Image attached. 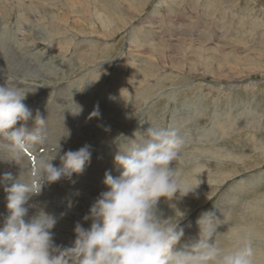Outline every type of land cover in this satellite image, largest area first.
Returning a JSON list of instances; mask_svg holds the SVG:
<instances>
[{
  "label": "rangeland",
  "instance_id": "rangeland-1",
  "mask_svg": "<svg viewBox=\"0 0 264 264\" xmlns=\"http://www.w3.org/2000/svg\"><path fill=\"white\" fill-rule=\"evenodd\" d=\"M0 63L12 263L264 264V0H0Z\"/></svg>",
  "mask_w": 264,
  "mask_h": 264
},
{
  "label": "bare ground",
  "instance_id": "bare-ground-1",
  "mask_svg": "<svg viewBox=\"0 0 264 264\" xmlns=\"http://www.w3.org/2000/svg\"><path fill=\"white\" fill-rule=\"evenodd\" d=\"M3 21H4V20H3ZM61 21H62V20H61ZM116 30H117V29H116ZM88 33H89V32H88ZM92 33H94V32H92ZM19 41H20V40H19ZM3 44H4V43H3ZM51 44H52V43H51ZM51 44H50V45H51ZM7 51H8V50H7ZM8 58H9V57H8ZM9 60H10V59H9ZM16 62H17V61H16ZM3 63H4V62H3ZM3 63H2V64H3ZM0 64H1V63H0ZM4 64H5V63H4ZM8 66H9V65H8ZM12 68H13V67H12ZM36 73H37V72H36ZM41 73H42V72H41ZM28 74H29V73H28ZM6 76H7V75H6ZM25 77H26V76H25ZM8 81H9V80H8ZM8 81H7V82H8ZM6 84H8V83H6ZM0 88H1V86H0ZM1 89H2V88H1ZM4 89H5V88H4ZM5 91H6V89H5ZM2 93H3V92H2ZM3 98H5V96H4ZM20 99H21V98H20ZM14 100H15V99H14ZM15 101H16V100H15ZM17 101H18V100H17ZM20 101H21V100H20ZM9 102H10V98H9V100H8V103H9ZM61 112H62V111H61ZM65 112H66V111H65ZM58 113H59V112H58ZM47 115H48V114H47ZM49 116H51V114H50ZM79 124H80V123H79ZM72 125H73V124H72ZM50 128L53 129L54 126H50ZM73 130H74V129H73ZM75 132H76V131H75ZM1 139H2V138H1ZM53 139H54V137L51 138V140H53ZM4 141H5V140H4ZM11 141H12V140H11ZM11 141H10V142H11ZM64 142H65V141H64ZM119 142H120V141H119ZM118 144H119V143H118ZM8 146H9V145H8ZM12 146H13V145H12ZM9 147H11V146H9ZM33 147H34V146H33ZM62 147H64V146H62ZM9 149H10V148H9ZM62 149H63V148H62ZM63 151H64V150H63ZM3 152H4V151H3ZM3 152H2V153H3ZM16 152H21V151L18 150V148H16ZM6 154H7V153H6ZM13 154H14V153H13ZM13 154H12V155H13ZM4 155H5V154H4ZM8 155H11V154L8 153ZM12 155H11V156H12ZM31 155H32V154H31ZM53 155H54V154H53ZM64 155H65V154H64ZM41 156L43 157L44 155L42 154ZM46 156H47V155H46ZM49 156H50V155H49ZM54 156H55V155H54ZM9 157H10V156H9ZM31 157H32V156H31ZM50 157H51V156H50ZM52 157H53V156H52ZM52 157H51V158H52ZM56 157H57V156H56ZM110 157H111V156H110ZM6 158H7V157H6ZM53 158H54V157H53ZM58 158H60V157L58 156ZM64 158H65V157H64ZM69 158H70V157H69ZM18 159H19V158H18ZM5 160H6V159H5ZM20 160H21V157H20ZM35 160H36V159H35ZM60 160H61V159H60ZM69 160H70V159H69ZM13 161H14V160H13ZM13 161H12V162H13ZM30 161H31V160H30ZM57 161H58V160H57ZM7 162H8V161H7ZM40 163H41V162H40ZM60 163H61V162H60ZM4 164H5V163H4ZM12 164H13V163H12ZM65 164H66V163H65ZM67 164H69V163H67ZM26 165H27V164H26ZM26 165H25V166H26ZM52 165H53V164H52ZM54 165H56V164H54ZM54 165H53V166H54ZM63 165H64V164H63ZM27 166H28V165H27ZM53 166H52V167H53ZM64 166H65V165H64ZM1 167H2V166H1ZM1 167H0V168H1ZM41 167H42V166H41ZM45 167H46V166H45ZM50 167H51V166H50ZM56 167H57V166H56ZM59 167H62V166H59ZM38 168H39V167H38ZM80 168H81V167H79V169H80ZM83 168H85V167H82V169H83ZM4 169H5V168H4ZM8 169H9V168H8ZM11 169H12V167H11ZM23 169H24V168H23ZM28 169H29V167H28ZM28 169H27V170H28ZM53 169H55V168H52V170H53ZM61 170H62V169H61ZM75 170H76V169H75ZM0 171H1V170H0ZM59 171H60V170H59ZM9 172H10V171H9ZM24 172H25V171H24ZM49 172H50V171H49ZM53 172H54V170H53ZM77 172H78V171H77ZM87 172H88V171H87ZM12 173H13V172H12ZM16 173H18V172H16ZM37 173H38V172H37ZM14 174H15V173H14ZM46 174H48V173H46ZM51 174H52V173H51ZM51 174H49V176H51ZM18 175H19V174H18ZM38 175H39V174H38ZM25 176H26V175H25ZM28 176H29V175H28ZM44 176H45V175H44ZM31 177H32V176H31ZM26 178H27V177H26ZM45 178H46V177H45ZM45 178H43V183H42L43 186H44V184H47V183H48V181H47L48 178H46L47 180H46ZM50 178H51V177H50ZM17 179H18V178H17ZM36 180H37V179H36ZM3 181H4V180H3ZM38 181H41V179H39ZM49 181H50V180H49ZM8 183H9V182H8ZM50 183H51V182H50ZM1 185H2V184H1ZM3 185H4V184H3ZM5 185H6V184H5ZM7 185H8V184H7ZM9 185H10V184H9ZM38 185H39V184H38ZM38 185H37V186H38ZM4 187H5V186H4ZM4 187H3V188H4ZM9 187H10V186H9ZM41 187H42V186H41ZM48 187H50V186H47V185H46V188L49 190ZM29 188H30V187H29ZM43 188H44V187H43ZM0 189H1V187H0ZM44 189H45V188H44ZM30 190H31V189H30ZM34 190H35V189H34ZM42 190H43V189H42ZM48 192H49V191H48ZM48 192H47V193H48ZM50 192H51V191H50ZM45 194H46V193H45ZM94 194H95V193H94ZM39 195H41V193H40ZM42 196H44V195L42 194ZM45 197H46V196H45ZM31 198H32V197H31ZM33 198H34V197H33ZM33 198H32V199H29V200L32 201V200H34ZM36 201H37V199L35 200V202H36ZM41 201H44V200H41ZM41 201H40V202H41ZM32 202H33V201H32ZM40 202H39V203H40ZM28 203H31V202H28ZM28 203H24L23 205H24V208L27 210V213H28V211L31 213V212H32V207H34V206H33L32 204H28ZM40 204H41V203H40ZM42 204H43V203H42ZM45 204H46V203H45ZM55 204H56V202H55ZM58 204H60V203H58ZM58 204H57V205H58ZM38 205H39V204H38ZM38 205H37V206H38ZM57 205H56V206H57ZM37 206H36V207H37ZM49 206H50V205H49ZM97 206H99V205H97ZM36 207H35V209H36ZM43 207H44V206H43ZM47 207H48V206H46V209H47ZM59 207H60V205H59ZM61 207H62V206H61ZM82 207H84V206H82ZM37 208H38V207H37ZM41 208H42V207H41ZM44 208H45V207H44ZM51 208H52V207H51ZM64 208H65V207H64ZM97 208H98V207H97ZM46 209H45V211H46ZM53 209H54V208H53ZM89 209H90V208H89ZM91 209H92V208H91ZM95 209H96V208H95ZM100 209H102V208H100ZM100 209L98 208V210H100ZM42 210H43V209H42ZM42 210H41V211H42ZM60 210H61V209H60ZM60 210H58V211H60ZM82 210H83V209H82ZM85 210H86V209H85ZM85 210H84V211H85ZM93 210H94V209H92V211H93ZM37 211H38V210H37ZM55 211H56V210H55ZM58 211H57V213H58ZM90 211H91V210H90ZM101 211H102V210H101ZM0 213H1V212H0ZM37 213H39V212H36V214H37ZM42 213H45V212L42 211ZM46 213H47V212H46ZM50 213H53V212H50ZM50 213L48 212V215H49V216H50ZM54 213H55V212H54ZM54 213H53V214H54ZM34 215H35V214H34ZM48 215L46 216V214H45L46 217H48ZM97 215H100V214H97ZM97 215H96V216H97ZM83 216H84V215H82V217H83ZM2 217H4V216H1V218H2ZM34 217H36V216H34ZM34 217H33V219H34ZM40 217H41V216L38 217V220H39ZM42 217H43V216H42ZM51 217H52V215H51ZM53 217H54V216H53ZM55 217H56V216H55ZM57 217H59V216L57 215ZM62 217H63V216H62ZM84 217H85V216H84ZM43 218H44V217H43ZM64 218H65V217H64ZM102 218H103V216H102ZM217 218H218V217H217ZM2 219H3V218H2ZM40 219H41V218H40ZM50 219H51V218H50ZM62 219H63V218H60V220H62ZM84 219H85V218H84ZM93 219H94V218H93ZM57 220H58V219H57ZM99 220H100V219H99ZM220 220H221V219H220ZM222 220H223V219H222ZM31 221H32V220H31ZM34 221H35V220H34ZM36 221H37V218H36ZM46 221H47V222H48V221L50 222V220H46ZM95 221H96V220H95ZM95 221H94V222H95ZM216 221H217V220H216ZM38 222H39V221H38ZM43 222H44V221H43ZM59 222H60V221H59ZM85 222H86V221H85ZM62 223H63V222H62ZM95 223H96V222H95ZM34 224H35V222H34ZM34 224H33V225H34ZM46 224H47V223H46ZM84 224H85V223H84ZM86 224H87V223H86ZM37 225H38V224H37ZM37 225H35V226H37ZM41 225H42V223H41ZM47 225H48V224H47ZM49 225H50V224H49ZM53 225H54V224H53ZM56 225H57V222H56ZM64 225H65V224H64ZM218 225H219V224H216V223H215V224H212V228H211V231H210V232H212L213 230H215L216 228H218ZM38 226H39V225H38ZM54 226H55V225H54ZM57 226H58V228H60L59 225H57ZM50 227H52V225H51ZM94 227H97V224H96V226H94ZM35 228H36V227H35ZM35 228H34V229H35ZM38 228H40V227H38ZM61 228H62V227H61ZM68 228H69V227H68ZM41 229H42V228H41ZM64 229H66V228H64ZM96 229H99V227H97ZM35 230H37V229H35ZM43 230H44V229H43ZM46 231H47V230H46ZM48 231H49V230H48ZM63 231H64V230H63ZM67 231H68V230H67ZM41 232H42V231H41ZM43 232L45 233V230H44ZM68 232H69V231H68ZM32 233H33V232H32ZM34 233H35V232H34ZM37 233H39V232L37 231ZM54 233H55V232H54ZM58 233H59V232H58ZM62 233H63V232H62ZM70 233H71V232H70ZM40 234L42 235V233H40ZM40 234H39V235H40ZM49 234H50V233H49ZM55 234H56V233H55ZM60 234H61V232H60ZM74 234H75V233H74ZM6 235L8 236L7 233H6ZM34 235H35V234H34ZM51 235H52V234H51ZM37 236H38V234H37ZM53 236H54V235H53ZM64 236H65V235H64ZM70 236H71V235H70ZM75 236H76V235H75ZM206 236H207V232H206ZM3 237H5L4 234H3ZM38 237H39V236H38ZM41 237H42V236H41ZM61 237H62V236H61ZM68 237H69V236H68ZM63 238H65V237H63ZM63 238H62V239H63ZM39 239H40V238H39ZM41 239H42V238H41ZM57 239H58V238H57ZM62 239H60V240H62ZM73 239H74V238H73ZM176 239H177V238H176ZM181 240H182V239H181ZM24 241H25V239H24ZM26 241H27V240H26ZM41 241H42V240H41ZM62 241L64 242V240H62ZM63 242H62V243H63ZM28 243H29V242H28ZM72 243H73V242H72ZM72 243H71V244H72ZM175 244H177V243H175ZM65 245H66V244H65ZM177 245H178V244H177ZM67 246H68V245H67ZM49 248H51V247H49ZM52 248H54V247H52ZM55 248H56V247H55ZM62 248H64V247H62ZM65 248H66V247H65ZM5 250H6V249H5ZM60 250H61V248H60ZM63 250H64V249H63ZM58 251H59V250H58ZM61 251H62V250H61ZM10 252H11V251H10ZM2 253H3V252H2ZM5 253H6V252H5ZM38 253H39V252H38ZM8 254H9V253H8ZM46 254H47V253H46ZM0 255H2V256L0 257V264H11V263H12V261H10V259L8 258V256H7L6 254H1V253H0ZM60 257H61V256H60ZM60 257H59V258H60ZM31 258H32V257H31ZM70 259H71V258H70ZM28 260H29V259H28ZM33 260L35 261V259H33ZM57 260H58V259H57ZM29 261H32V260H29ZM41 261H44V259H42ZM58 261H59V260H58ZM39 262H40V261H39ZM61 262H62V261H61ZM69 262H70V261H69ZM71 262H72V261H71ZM71 262H70L69 264H72ZM74 262H75V261H74ZM41 263H42V262H41ZM12 264H14V263H12ZM28 264H30V263H28ZM31 264H34V263H31ZM38 264H40V263H38ZM44 264H45V262H44ZM46 264H48V263H46ZM57 264H58V263H57ZM60 264H61V263H60Z\"/></svg>",
  "mask_w": 264,
  "mask_h": 264
}]
</instances>
